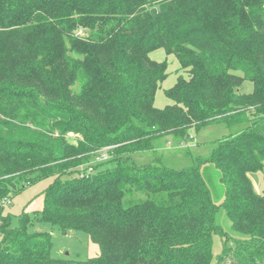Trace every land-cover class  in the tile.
Instances as JSON below:
<instances>
[{
	"label": "trees",
	"instance_id": "obj_1",
	"mask_svg": "<svg viewBox=\"0 0 264 264\" xmlns=\"http://www.w3.org/2000/svg\"><path fill=\"white\" fill-rule=\"evenodd\" d=\"M156 49L184 73L163 109ZM212 125L237 130L192 166L133 161ZM205 164L241 238L215 224ZM45 179L37 217L86 233L97 257L55 259L28 213L16 227L3 215ZM0 264H264V0H0Z\"/></svg>",
	"mask_w": 264,
	"mask_h": 264
},
{
	"label": "rangeland",
	"instance_id": "obj_2",
	"mask_svg": "<svg viewBox=\"0 0 264 264\" xmlns=\"http://www.w3.org/2000/svg\"><path fill=\"white\" fill-rule=\"evenodd\" d=\"M149 58L155 62H166L167 78L162 82L160 88L155 94L154 106L157 109L171 105L172 102L166 98L164 91L171 88L177 77L184 75L179 69V63L175 56L167 55L163 49H156L149 53ZM243 90L249 93L252 90V84L246 82ZM236 128H227L224 125H212L195 133L190 130L193 137L188 143L176 146L171 140L160 142V148L156 154L150 152L133 155V161L136 164H144L156 158H159L163 165L174 170H180L194 164L197 157H208L212 148L213 141L236 132ZM105 153L101 151L98 154ZM108 156L103 154L99 159L106 160ZM201 172L206 180L211 192V198L215 205L219 206L215 214V224L225 233L227 238H241L242 236L234 232L231 228V222L226 216L225 211L220 205L224 200V187L220 183V173L213 165L205 164L201 167ZM251 180L256 192L260 193L263 189L261 174L251 175ZM52 182V179L38 181L32 185L26 186L19 193L12 195L10 200L2 203L3 215H9L11 226L16 227L19 224V216L25 212L31 216V224L27 230L29 233L49 234L52 241L51 256L55 259H67L75 261H85L95 258L99 255L98 246L93 243L88 235L80 231H61L58 227L53 226L37 217V213L43 207L42 192ZM138 198H143L139 196ZM128 198L125 199V203ZM221 239L217 235L212 236V254L214 256L221 252Z\"/></svg>",
	"mask_w": 264,
	"mask_h": 264
}]
</instances>
